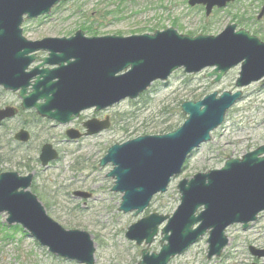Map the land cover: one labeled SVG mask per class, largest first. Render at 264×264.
Here are the masks:
<instances>
[{"label": "water", "instance_id": "obj_1", "mask_svg": "<svg viewBox=\"0 0 264 264\" xmlns=\"http://www.w3.org/2000/svg\"><path fill=\"white\" fill-rule=\"evenodd\" d=\"M63 0H0V87L17 92L21 109L35 110L41 118L68 125L81 113L104 111L125 100H137L155 82H167L178 70L198 74L212 69L206 78L217 84L240 66L236 92H213L200 101L182 104L186 121L163 135H145L110 147L100 166L112 164L108 174L115 180L113 192L122 194L119 211L138 217L153 198L168 191L191 154L211 141V134L243 97V88L261 82L264 86V42L247 30L231 24L217 36L180 34L174 28L128 37H88L79 30L71 37L25 38L22 25L47 16ZM238 0H189L203 6L210 16ZM264 17V7L258 20ZM38 53H47L39 57ZM38 64L32 68V65ZM13 107L0 109V125L16 117ZM110 119L89 120L85 134L69 129L66 136L77 141L110 128ZM20 143L30 141L22 129L15 134ZM59 159L52 144L41 148L42 167ZM34 174H0V215L8 226L19 225L42 248L58 258L79 264H97L92 236L78 229H64L47 213L32 192ZM181 203L173 215L151 214L131 225L126 238L142 250L137 264H169L207 234V259L219 258L230 244L227 229L241 225L247 231L264 212V145L241 159L229 157L218 170L198 173L178 184ZM74 197L88 200L90 193L76 191ZM161 233H160V228ZM161 236L159 252L149 247ZM256 259L264 250L249 247ZM256 264V263H253Z\"/></svg>", "mask_w": 264, "mask_h": 264}, {"label": "rangeland", "instance_id": "obj_2", "mask_svg": "<svg viewBox=\"0 0 264 264\" xmlns=\"http://www.w3.org/2000/svg\"><path fill=\"white\" fill-rule=\"evenodd\" d=\"M189 0H66L50 15L25 20L24 36L32 41L44 38L71 37L81 26H93L100 36L128 37L154 33L152 28L176 29L180 34L196 36L208 27V35L217 36L231 24L247 21L246 29L258 31L262 38V22H257L264 0H241L206 17L202 8H191ZM242 18V19H241ZM248 25V26H247ZM238 26V25H237ZM240 28V26H238ZM88 35V34H87ZM90 36V35H88ZM206 70L198 75H186L183 70L173 74L166 83H156L138 100H125L102 112L111 118V128L99 135L71 141L66 130L77 128L92 115L63 126L38 117L34 111H20L16 118L0 126V174L17 172L21 176L34 174L31 190L45 206L48 215L64 229L86 231L95 243L97 264H137L141 250L125 234L128 228L153 213L172 215L180 205L178 184L198 173L221 169L227 158H242L264 145V86L254 83L244 88L243 98L227 114L225 122L212 133V140L202 145L189 158L183 173L173 179L164 195L156 196L149 209L138 217L119 211L122 194L113 192L114 179L108 174L112 164L101 167L100 161L115 144L144 135L161 134L167 125L180 127L186 121L181 104L201 100L205 96L236 90L240 67L231 70L218 84L206 78ZM17 93L0 87V109L20 108ZM100 116V117H101ZM20 129L30 132L29 143L14 140ZM52 144L59 160L47 167L39 161L43 145ZM75 191L92 194L89 200L73 196ZM6 214L0 215V264H79L57 258L22 229L6 224ZM21 228V227H20ZM230 244L221 257L207 259L208 235L170 264H252L256 262L249 247L264 250V215L247 231L240 225L227 230ZM160 236L151 245V252L161 249ZM257 263V262H256ZM264 264V259L259 261Z\"/></svg>", "mask_w": 264, "mask_h": 264}, {"label": "trees", "instance_id": "obj_3", "mask_svg": "<svg viewBox=\"0 0 264 264\" xmlns=\"http://www.w3.org/2000/svg\"><path fill=\"white\" fill-rule=\"evenodd\" d=\"M65 3V2H64ZM242 19V18H241ZM246 22L247 21H244L243 19L240 21V25L241 26H245L246 25ZM81 28H82V30H84L88 35H90V36H99L100 35V33H99V31L98 30H96L93 26H91V25H89V26H81ZM158 28H156V27H154V28H152L151 29V31L152 32H155V31H158L157 30ZM209 29H208V27H204L203 29H202V33L201 34H208L209 33V31H208ZM255 32H257V31H255ZM196 100V99H195ZM177 128V127H176ZM174 126H172V125H167L164 129H162V131H158L159 133H161V134H165V133H168V132H171V131H173V130H175L176 129ZM13 229L14 230H16V229H19V230H21V228L19 227V226H15V227H13Z\"/></svg>", "mask_w": 264, "mask_h": 264}, {"label": "flooded vegetation", "instance_id": "obj_4", "mask_svg": "<svg viewBox=\"0 0 264 264\" xmlns=\"http://www.w3.org/2000/svg\"><path fill=\"white\" fill-rule=\"evenodd\" d=\"M263 6H264V5H262V7H263ZM262 23H263V26L261 25V27H262V31H261L262 34H261V35H262V38H264V21H263ZM244 29L247 30L246 27H245ZM247 31H248V30H247ZM249 32H250V31H249ZM252 34H254V35L256 34V36H257V35L259 36L258 31L255 32V33H252ZM45 55H46V54H43V53L40 54V56H45ZM91 113H92V115H91L90 117H88L87 120H89V119H95V118L98 119V120H103V118L106 117V115L99 117L100 115L97 114L95 111H91ZM102 117H103V118H102ZM83 123H84V122H83ZM83 123H82L81 125H78V127H77V129H79L80 132H84V131H85V129L83 128ZM263 215H264V214H262L261 217H262ZM261 217H260V218H261ZM256 262H257L258 264H260V263H259V260H257Z\"/></svg>", "mask_w": 264, "mask_h": 264}, {"label": "bare ground", "instance_id": "obj_5", "mask_svg": "<svg viewBox=\"0 0 264 264\" xmlns=\"http://www.w3.org/2000/svg\"><path fill=\"white\" fill-rule=\"evenodd\" d=\"M200 241V240H199Z\"/></svg>", "mask_w": 264, "mask_h": 264}]
</instances>
